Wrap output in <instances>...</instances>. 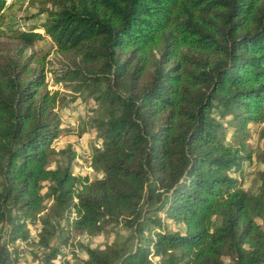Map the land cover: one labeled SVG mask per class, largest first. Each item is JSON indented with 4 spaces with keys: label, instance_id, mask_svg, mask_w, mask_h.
Here are the masks:
<instances>
[{
    "label": "trees",
    "instance_id": "obj_1",
    "mask_svg": "<svg viewBox=\"0 0 264 264\" xmlns=\"http://www.w3.org/2000/svg\"><path fill=\"white\" fill-rule=\"evenodd\" d=\"M15 33L0 41V227L12 220L0 264H18L10 246L29 223L46 231L60 215L64 245L132 232L82 245L80 264H264V169L256 193L231 175L252 154L226 142L224 123L238 134L264 122V0H54L42 25ZM45 36L64 59L55 82L98 102L91 167L102 177L75 173L73 147L52 167L62 92L30 51ZM46 182L59 211H45ZM61 252L45 263L73 264Z\"/></svg>",
    "mask_w": 264,
    "mask_h": 264
},
{
    "label": "rangeland",
    "instance_id": "obj_2",
    "mask_svg": "<svg viewBox=\"0 0 264 264\" xmlns=\"http://www.w3.org/2000/svg\"><path fill=\"white\" fill-rule=\"evenodd\" d=\"M54 0H6V7L0 19V41H13V36L18 30H28L32 25L40 26L47 18V9L53 7ZM39 31H43L39 29ZM30 51L35 53L39 62H46L47 84L51 90H60V102L57 109L62 116L63 131L60 136L51 144L52 167L57 164L64 165L67 161V154L62 150L73 147L78 158L74 160L76 174H90L92 177H102L103 173L94 171L91 167V156L96 148L101 146V139L97 136L93 127V119L100 113L97 108L98 102L84 92L75 91L71 85L56 83L53 70H57L64 62L61 54L58 53L56 44L49 36L39 40ZM216 113L217 111L214 110ZM226 142L240 145L245 142L246 150L252 154V159L245 162L242 172H231V175L238 177L242 186L253 192H258L260 181L259 172L264 169L261 161V154L264 151V136L261 130L264 122L249 124L246 133H236L234 121L229 117L225 118ZM50 183L46 182L42 191L45 195L46 212L59 211L53 197L50 195ZM15 213L10 217L13 218ZM164 217V214L161 215ZM12 221V220H11ZM11 221L0 227V238H7V232L11 228ZM219 219L216 218L217 224ZM29 238L17 240L11 244V249L19 253L18 264H46V256L51 252L52 247H60L63 255H67L73 264H80L83 257H86L82 245L92 247L104 246L113 241L125 244L131 236V230L121 226L109 227L106 233L96 235L83 234L71 237L67 245L63 240L70 235V225L63 215L53 218L48 229H42V223L38 218L28 224ZM183 229V226H176ZM174 227L169 228L173 231ZM45 241H44V240ZM132 245V244H130ZM157 260V259H155ZM155 264H158L157 262Z\"/></svg>",
    "mask_w": 264,
    "mask_h": 264
}]
</instances>
